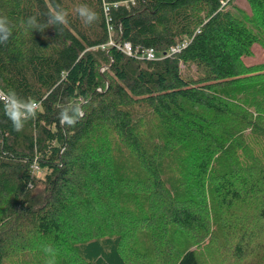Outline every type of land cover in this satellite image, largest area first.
<instances>
[{"label":"trees","instance_id":"1","mask_svg":"<svg viewBox=\"0 0 264 264\" xmlns=\"http://www.w3.org/2000/svg\"><path fill=\"white\" fill-rule=\"evenodd\" d=\"M246 2L0 0V264H264Z\"/></svg>","mask_w":264,"mask_h":264},{"label":"built area","instance_id":"2","mask_svg":"<svg viewBox=\"0 0 264 264\" xmlns=\"http://www.w3.org/2000/svg\"><path fill=\"white\" fill-rule=\"evenodd\" d=\"M121 4H125L127 6V2H118V3H114L112 4V6H117V5H121ZM104 11L106 13V15L108 14V6L107 4H104ZM108 18V17H107ZM108 30L112 31V26L110 24H108ZM108 45H114L117 48H119L122 52H124L125 54L131 56L133 54H135V51L133 50L130 42L125 41L122 43H114L113 40L110 38V40L107 42ZM183 45V44H182ZM103 47V46H102ZM180 47L179 46H173L170 48V54L179 51ZM141 57L152 60L155 58H158L153 50V48H146L145 50L142 51ZM0 98L6 102H8V99H6L5 94H3L0 91ZM38 106V103L33 102L30 106H28L29 110H32L34 108H36ZM36 167V166H34Z\"/></svg>","mask_w":264,"mask_h":264},{"label":"rangeland","instance_id":"3","mask_svg":"<svg viewBox=\"0 0 264 264\" xmlns=\"http://www.w3.org/2000/svg\"><path fill=\"white\" fill-rule=\"evenodd\" d=\"M235 2L246 11H250L249 6L246 0H235ZM254 55L253 57L246 59V63H256V62H263L264 61V49L260 48L258 45L254 46Z\"/></svg>","mask_w":264,"mask_h":264}]
</instances>
